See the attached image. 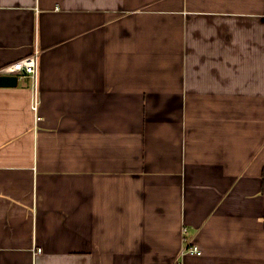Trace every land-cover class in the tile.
<instances>
[{
    "label": "crops",
    "instance_id": "obj_1",
    "mask_svg": "<svg viewBox=\"0 0 264 264\" xmlns=\"http://www.w3.org/2000/svg\"><path fill=\"white\" fill-rule=\"evenodd\" d=\"M36 51L0 264H264V0H0V69Z\"/></svg>",
    "mask_w": 264,
    "mask_h": 264
},
{
    "label": "built area",
    "instance_id": "obj_2",
    "mask_svg": "<svg viewBox=\"0 0 264 264\" xmlns=\"http://www.w3.org/2000/svg\"><path fill=\"white\" fill-rule=\"evenodd\" d=\"M0 75H14L18 76L19 79L29 78L31 81V91H32V110L35 113L36 121L39 120V109L41 105V98L39 92V82H40V55L36 51L33 55L27 57L26 59L20 60L12 65L3 67L0 69ZM182 233L187 234V229L183 228ZM39 252L41 250L39 249ZM183 253H191L200 255L201 251L198 246L188 244L183 251Z\"/></svg>",
    "mask_w": 264,
    "mask_h": 264
},
{
    "label": "water",
    "instance_id": "obj_3",
    "mask_svg": "<svg viewBox=\"0 0 264 264\" xmlns=\"http://www.w3.org/2000/svg\"><path fill=\"white\" fill-rule=\"evenodd\" d=\"M19 84V77L14 75H1L0 76V88H12L17 87Z\"/></svg>",
    "mask_w": 264,
    "mask_h": 264
}]
</instances>
